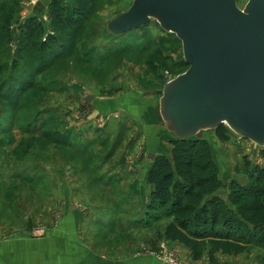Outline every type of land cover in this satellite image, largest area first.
Here are the masks:
<instances>
[{
  "label": "rangeland",
  "instance_id": "rangeland-1",
  "mask_svg": "<svg viewBox=\"0 0 264 264\" xmlns=\"http://www.w3.org/2000/svg\"><path fill=\"white\" fill-rule=\"evenodd\" d=\"M52 1L0 0V228L14 220L20 226L0 231V242L49 238L59 244L56 250L84 247L86 256L94 255L89 247L96 250V242L124 241L120 226L162 232L166 220L149 213L146 171L125 168L124 160L146 170L153 139L161 140L156 151L171 146L174 135L159 100L167 82L189 65L180 39L156 20L122 35L110 31L111 20L134 0H98L80 30L52 28ZM64 1L73 6L77 0ZM248 2L238 0V6L244 9ZM32 16L43 30L24 48L21 26ZM110 99H118L117 105L99 103ZM201 134L212 145L224 182L247 175V161L252 167L264 164V146L230 128L227 141L215 129ZM131 144L138 151L127 158ZM176 242L149 236L138 253L164 264L194 259ZM257 250L264 264V249L248 253ZM211 262L220 263L218 254Z\"/></svg>",
  "mask_w": 264,
  "mask_h": 264
},
{
  "label": "water",
  "instance_id": "water-1",
  "mask_svg": "<svg viewBox=\"0 0 264 264\" xmlns=\"http://www.w3.org/2000/svg\"><path fill=\"white\" fill-rule=\"evenodd\" d=\"M152 20L180 39L189 65L159 100L168 130L188 139L226 124L264 146V0L244 9L238 0H134L109 29L122 35Z\"/></svg>",
  "mask_w": 264,
  "mask_h": 264
},
{
  "label": "trees",
  "instance_id": "trees-1",
  "mask_svg": "<svg viewBox=\"0 0 264 264\" xmlns=\"http://www.w3.org/2000/svg\"><path fill=\"white\" fill-rule=\"evenodd\" d=\"M97 1L77 0L70 6L64 0H53L48 10L50 25L54 30L82 29ZM42 30L38 17H29L21 26V45L27 48L28 40ZM215 133L222 141L230 138L226 124L219 125ZM170 144L172 158L157 155L148 173L153 186L149 213L166 220L164 238L185 245L195 260L206 252L213 261L217 254L264 249V164L252 167L247 161L249 182L242 184L233 178L226 184L205 136H174ZM222 189H227L226 197L220 194Z\"/></svg>",
  "mask_w": 264,
  "mask_h": 264
},
{
  "label": "crops",
  "instance_id": "crops-1",
  "mask_svg": "<svg viewBox=\"0 0 264 264\" xmlns=\"http://www.w3.org/2000/svg\"><path fill=\"white\" fill-rule=\"evenodd\" d=\"M109 101H112V99L104 100L102 102L103 104H107L106 107L117 105V103L114 102L112 103ZM144 103L148 105H154L153 100H145ZM153 140L154 143L153 146L150 148L151 151L155 152L156 155L163 154L169 158H172V146L165 148V151H160L159 148L156 151V148L159 146L161 140L160 138L157 137ZM128 148L129 151L128 152L126 151V156L127 154L133 155V153L136 150L138 151L137 147L133 146V144L128 145ZM129 156H127V158ZM148 158H149V154H148ZM130 164H131L130 162L124 160L125 168L131 167V169H134L133 167H138L140 169L142 167L140 171H146L147 181H148V173L153 164L152 161L150 167H148L146 170L143 164H138L137 166H134L135 164L131 166ZM233 178H237V177H233ZM232 179L230 180V182L232 181ZM237 179L242 184H247L249 182V178L247 175L245 176L243 175V178H237ZM225 183L229 184L227 182ZM150 186L152 188L151 189L152 192L153 186L151 184ZM130 217L132 218V216ZM120 221L122 223L125 222L124 220H120ZM10 223L12 227L6 223L2 225V227L0 228L2 234L6 233L11 229L17 230L18 228H20L19 222H16L14 220ZM65 228H69V227H65ZM161 229L162 232L158 233V231H156L155 229H153L154 231L152 229L149 230V228H144V226L142 225L139 226V228L138 227L127 228L125 226L123 228L122 226H120L117 230H120V232L123 233V235H125L123 242H120L118 244L116 242H108V243L96 242V250L89 247L94 255L89 254L87 256L85 255V251H84L85 248L83 247L84 245L82 246L83 250L82 248L76 249L75 246L72 248L66 246L60 249L59 251L56 250L59 244H57L56 242H52L51 240H49V238L48 239L46 238L45 240L27 239V240H23V242H21L20 240H13V239L9 241L6 240L0 242V264H91V262H89V260L92 261L91 259H94L93 264H164L162 261H159L157 257L154 256L153 254L149 255L145 253H140V254L138 253L139 246L145 243L148 240L149 236H152V238L153 236H157V237L160 236V239L164 238L165 225H163ZM62 231L65 232L66 230L63 229ZM67 235H69V233ZM146 244L150 245V243H146ZM151 244L154 245L153 243ZM178 244L184 246L182 243H178ZM55 252H57L58 254ZM260 255H261L260 251L258 250L253 251V254L248 253V251L244 253H240L238 255L218 254V256L220 257L219 264H259L257 257L258 256L260 257ZM69 261L71 262L69 263ZM187 264H213V263L209 258L208 252H206L203 259L201 260L192 259Z\"/></svg>",
  "mask_w": 264,
  "mask_h": 264
}]
</instances>
